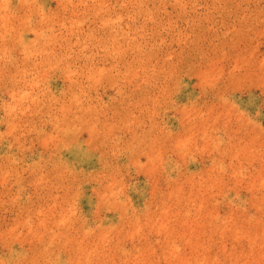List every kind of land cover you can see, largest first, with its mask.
Segmentation results:
<instances>
[{"label": "rangeland", "instance_id": "obj_1", "mask_svg": "<svg viewBox=\"0 0 264 264\" xmlns=\"http://www.w3.org/2000/svg\"><path fill=\"white\" fill-rule=\"evenodd\" d=\"M263 231L264 0H0V264H264Z\"/></svg>", "mask_w": 264, "mask_h": 264}, {"label": "bare ground", "instance_id": "obj_2", "mask_svg": "<svg viewBox=\"0 0 264 264\" xmlns=\"http://www.w3.org/2000/svg\"><path fill=\"white\" fill-rule=\"evenodd\" d=\"M40 30H41V28H40ZM34 33H35V31H34ZM36 33H37V32H36ZM37 34H38V33H37ZM214 227H215V226H214ZM217 227H218V226H217ZM219 227H220V226H219ZM220 228H221V227H220ZM218 230H219V229H218ZM263 232H264V231H263ZM235 234H236V233H235ZM238 236H239V235H238ZM238 236H237V237H238ZM253 237H254V236H253ZM238 239H239V238H238ZM249 239H251V238H249ZM253 240H254V239H253ZM253 240H252V242H253ZM170 241L173 242V240H170ZM250 241H251V240H250ZM256 241H257V240H256ZM259 241H260V240H259ZM262 241H263V240H262ZM262 241H261V242H262ZM174 242H175V241H174ZM175 243H176V242H175ZM193 243H195V242H193ZM253 243H254V242H253ZM169 244H170V243H169ZM177 244H178V243H177ZM173 245H174V244H173ZM180 245H181V243H180ZM165 246H166V245H165ZM259 248H261V246H260ZM259 248H258V249H259ZM233 249H234V248H233ZM225 250H226V249H225ZM262 250H263V249H262ZM165 251H166V250H165ZM171 251H172V250H171ZM231 251H232V248H231ZM224 252H225V251H224ZM257 252H258V251H257ZM166 253H167V251H166ZM168 253H169V252H168ZM174 253H175V252H174ZM262 253H263V252H262ZM172 254H173V253H172ZM176 254H178V252H176ZM199 254H200V253H199ZM202 254H203V253H201V255H202ZM226 254L228 255V253H226ZM169 255H170V254H169ZM171 256H172V255H171ZM177 256H178V255H177ZM177 256H176V257H177ZM235 256H236V255H235ZM173 257H175L174 254H173ZM227 257H228V256H227ZM180 258H181V257H179L178 260H179ZM185 258H186V257H185ZM198 258H199V256H198V257L196 256V260H197ZM224 258H225V257H224ZM172 259H173V258H172ZM174 259H177V258H174ZM186 259H187V258H186ZM186 259H183V261H185ZM189 259H190V257H189ZM193 259H195L194 256H193V258L191 257V260H193ZM199 259H200V258H199ZM199 259H198V260H199ZM202 259H203V257H202ZM212 259H213V258H212ZM181 260H182V259H181ZM196 260H194V262H195ZM204 260H205V259H204ZM216 260H217V259H216ZM233 260L235 261V259H233ZM205 261H206V260H205ZM205 261H203V262H205ZM207 261H209L208 258H207ZM207 261H206V262H207ZM213 261H214V263H215V260H213ZM218 261H219V260H218ZM218 261H217V262H218ZM246 261H247V260H246ZM179 262H180V261H179ZM192 262H193V261H192ZM198 262H199V261H197V264H202V263H198ZM200 262H202V260H201ZM217 262H216V263H217ZM232 262H233V261H232ZM232 262H231V263H232ZM125 263H126V262H125ZM185 263H188V264L190 263V264H192V263L189 262V261H188V262H184V264H185ZM208 263H209V262H208ZM208 263H207V264H208ZM211 263H212V262H210L209 264H211ZM233 263H234V262H233ZM241 263H242V262H241ZM247 263H248V262H247ZM193 264H195V263H193ZM212 264H213V263H212ZM248 264H249V263H248Z\"/></svg>", "mask_w": 264, "mask_h": 264}]
</instances>
